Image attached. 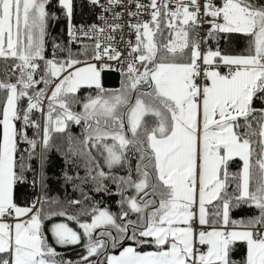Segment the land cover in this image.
I'll return each mask as SVG.
<instances>
[{
    "label": "snow or ice",
    "instance_id": "6c2138e0",
    "mask_svg": "<svg viewBox=\"0 0 264 264\" xmlns=\"http://www.w3.org/2000/svg\"><path fill=\"white\" fill-rule=\"evenodd\" d=\"M55 3L68 21L69 44L87 37L92 45L73 52L54 41L47 56L49 22L59 18L53 0H0V60L12 62L0 79V264H73L57 260L43 232L50 215H66L52 209L59 201L21 206L14 199L31 169L26 160L38 155L43 166L54 134L69 122L86 126L80 148L70 149L85 158L86 174L65 179L92 181L96 191L111 179L121 196L119 214L93 206L70 215L82 233L53 226L57 244L86 240L82 264H264V0H127L135 8L127 24L120 22L125 0H91L112 22L101 15L103 26L87 29L72 23L73 0ZM125 27L134 40L125 41ZM221 35L242 36L246 49L206 47ZM113 62L123 80L109 90L101 78ZM82 88L95 95L80 97ZM118 167L128 174L113 176ZM241 206L257 214L234 219ZM238 243L247 246L240 261L233 259Z\"/></svg>",
    "mask_w": 264,
    "mask_h": 264
},
{
    "label": "trees",
    "instance_id": "16d2710c",
    "mask_svg": "<svg viewBox=\"0 0 264 264\" xmlns=\"http://www.w3.org/2000/svg\"><path fill=\"white\" fill-rule=\"evenodd\" d=\"M74 10L72 23H84L89 24L95 19L96 8L88 0H73ZM52 11H57L58 19L51 20L49 22V36L47 38L46 45V55H52V44L53 42L60 43L62 45H67L71 47L73 52H78L83 45H92L93 42L89 39H84L79 42L77 45L69 44L67 39V28L68 21L66 17L59 12L55 0H53V5L51 7ZM247 41L239 35H221L217 40L208 41L206 47H210L215 50L217 47L221 49L222 52L226 54H239L246 49ZM61 56L64 53H60ZM83 58V57H81ZM11 61L7 62L0 60V79L4 78L5 68L7 71L11 70ZM102 84L103 87L115 88L119 85V82L123 79L122 75L112 72L105 71L102 74ZM43 85H40L42 87ZM95 89L82 88L79 92L80 97H86L88 94H91ZM255 107L259 108L261 105L256 103ZM73 110L81 112L82 106L80 104L73 105ZM37 118L39 113H37ZM85 124L77 125L74 122H69L68 129L65 133L54 134L52 144L53 147L47 151L46 160L41 165V161L38 157H34L32 160L27 161L26 163L31 165L30 170L24 172L25 179L18 183L14 188V199L17 204L24 206L30 204V201L38 196L39 199L49 198L59 201V206L52 205L54 211L64 210L66 215H50L43 221V232L46 236L48 243L55 249L57 252V260L62 261H72L73 264H82L81 257L87 255V251L84 248V243L86 240H82L80 244L77 245H57L54 241V235L52 232L53 226L57 223H66L69 227L73 228L80 233L83 232L79 228V224L75 220H70L68 217L70 215L78 214L81 209L91 210L93 206L100 208H107L110 212L119 214L121 212V206L119 201L121 196L118 194L117 185L113 183L111 179H105L104 185L106 186L105 191H96V184L92 181L84 184L79 180L67 181L65 179V173L69 176L75 177L79 175L84 177L86 174L85 167V158L74 156L71 154L72 151H77L80 148V141L83 140L85 136ZM35 133L34 129H29V136H33ZM71 136L72 140L70 141L68 137ZM26 144H21L22 149H27ZM37 149V153H39ZM93 155H96L99 159V155L93 150ZM71 161V163H70ZM131 163L134 166L136 163V158L133 156ZM239 161H235L230 171H237L239 167ZM105 171L109 170L105 167ZM113 176H126L128 174L127 167H118L111 170ZM43 174L44 179L41 181V175ZM78 185V186H77ZM134 194L132 190H129L125 195ZM88 197L87 200L84 198ZM70 200H81L80 205H70L68 201ZM39 206V205H38ZM49 207L48 204H45V208ZM257 210L247 206H241L232 211L231 215L234 219L246 218L251 215H256ZM135 219L133 215L131 217ZM90 222V217L81 216L80 222L84 221ZM104 231V228L96 229L93 233L95 238H100V234ZM114 231V230H113ZM116 251L115 249H110ZM246 246L244 243H238L235 246L233 253V259L240 261L245 257ZM93 261H96V257L90 258ZM103 260V257L99 258Z\"/></svg>",
    "mask_w": 264,
    "mask_h": 264
},
{
    "label": "built area",
    "instance_id": "2783aa9c",
    "mask_svg": "<svg viewBox=\"0 0 264 264\" xmlns=\"http://www.w3.org/2000/svg\"><path fill=\"white\" fill-rule=\"evenodd\" d=\"M89 2H91V0H88ZM126 2V5H127V0H125ZM144 3H147L148 0H143ZM217 3H221L222 0H216ZM101 3L102 4H107V0H101ZM95 8H96V15H95V19L89 23V24H84V23H73L74 25L77 26V28H80L81 26H83L85 29H87L90 25H93V24H97V25H101L103 26V20L100 19V16L103 15L105 17V19H107L110 23L112 22V19H111V13H108V12H103L101 7L99 5H94ZM117 11H121L120 8H117L116 9ZM128 10H135L134 6L132 5H127L126 8L124 9V15L122 17V20L120 21L121 23H124V24H127V22L129 21V19H131L128 15H127V11ZM142 19H148V16L147 14L143 15L142 16ZM133 22H135V20H133ZM205 28L207 27V25L204 26ZM123 34H124V39L125 41H127L128 39H133L134 40V34L130 33L129 32V29L127 27H125L123 29ZM201 37H204L206 35V32L204 31H201L200 33ZM116 36H117V40H119L120 38V33H116ZM67 39H68V42L70 40V37L68 36V28H67ZM84 39H89L91 40L93 43H94V40L93 39H90V38H87V37H80V41L84 40ZM79 43H72V45H77ZM121 49L125 48V44L124 43H120L118 45ZM120 65L119 64H116L115 62H113V69L110 70L112 72H115V73H118L121 75V73L119 71H117L116 69L119 68ZM222 71H224V69H222ZM39 199L38 196L36 198H34L33 200L30 201V203H32L33 201Z\"/></svg>",
    "mask_w": 264,
    "mask_h": 264
},
{
    "label": "rangeland",
    "instance_id": "374dc122",
    "mask_svg": "<svg viewBox=\"0 0 264 264\" xmlns=\"http://www.w3.org/2000/svg\"><path fill=\"white\" fill-rule=\"evenodd\" d=\"M123 80V79H122ZM122 80H121V82H119V85L118 86H116L115 88H108L109 90H114V89H119L120 87H121V84H122ZM106 89V88H105ZM95 91L96 90H94L91 94L92 95H95ZM58 224V223H57ZM54 241H55V237H54ZM55 243H56V241H55ZM57 244V243H56ZM57 245H60V244H57ZM245 246H246V244H245ZM117 251V250H116ZM116 251H113V250H109V252H112V253H114V252H116ZM246 252H247V246H246Z\"/></svg>",
    "mask_w": 264,
    "mask_h": 264
},
{
    "label": "crops",
    "instance_id": "0c3cea01",
    "mask_svg": "<svg viewBox=\"0 0 264 264\" xmlns=\"http://www.w3.org/2000/svg\"><path fill=\"white\" fill-rule=\"evenodd\" d=\"M245 256H246V252H245Z\"/></svg>",
    "mask_w": 264,
    "mask_h": 264
}]
</instances>
